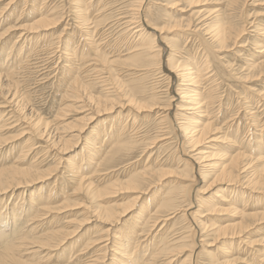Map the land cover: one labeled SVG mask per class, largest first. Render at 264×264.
I'll use <instances>...</instances> for the list:
<instances>
[{
	"label": "rangeland",
	"instance_id": "1",
	"mask_svg": "<svg viewBox=\"0 0 264 264\" xmlns=\"http://www.w3.org/2000/svg\"><path fill=\"white\" fill-rule=\"evenodd\" d=\"M120 1L0 0V36L7 30H12L10 33H6L0 41V120L3 123L0 122V126L4 124L6 126L2 127L0 132V171L9 170L17 165L20 167L36 165L35 167L41 173L48 176L39 183L18 189L12 198L11 194L0 197V217L7 215L8 212L12 216L17 204L16 208L22 211L23 216L21 220L17 221V224L21 223L24 227L27 226L21 234H26L29 238L25 240L29 245L25 248L26 250H23L22 259L42 264H79L78 262L83 264L81 262L87 257L84 258L82 250L87 242L90 239L101 237L106 230L102 227L107 226L101 223L99 220L102 221V219L94 216L95 214L92 212L102 211V208L106 207L120 212L128 210L134 205L130 215L124 216L123 221L117 224L115 233L119 236L120 230H129L125 234L129 238L133 230L140 231L142 229L140 232L138 231V234L141 233L138 239L144 246L138 250V256L135 257L137 264L140 262V264H150L153 257L155 259L153 264H264L263 220L249 226L247 229L249 231L242 240L237 239L236 243H231L229 235L218 237L213 233L214 229L217 226L236 224L241 221L240 218L238 219L237 216L235 217L229 212H208L204 207L200 209L199 214L194 215L193 213H196L195 204L197 205L198 196L209 197L208 199L213 196V199L218 200L214 197L217 193L219 196L225 194L229 199L237 200V205L241 201L240 209L244 205L261 206L255 212L263 213L264 191L251 194L250 191L239 188L241 190H237V193H231L237 185L230 187L224 181L213 183L216 174L212 170V173L205 174L202 178L205 180L203 182L197 179V176L199 178L197 175L199 165L192 161L190 166L194 171L192 172L195 175V180L198 181L196 183L199 185L193 188L192 184L189 187L190 192L188 191L186 194L183 192L185 184L189 185L191 178L183 177L179 173L183 174L185 168L183 161L188 160L186 154L189 155L192 148L184 143L182 131L176 130L175 127H179L181 124L179 122H183L180 117L181 111L177 110L182 102L177 97L174 98L175 101L171 100L174 95L178 94L177 91L182 81H180L177 71L171 73L167 69L168 66L164 65L167 58H170V48L167 45H162L158 31L151 27L153 25L172 28V31H167V37L175 43L173 52H171L174 53L177 64L181 68L193 61L194 64L200 65V61L194 58H200L214 45L212 50L214 53L211 52L210 57L211 70L214 71L209 76L213 75L215 84L219 85L216 89L212 88L216 92L213 93L215 105H212L210 111L211 113L215 112L212 116L217 117L213 124L217 130L210 133V136H222L228 139L227 144L230 149L222 148L220 146L224 145L222 142H215L216 147L220 146V150H223L220 152L223 156H232L236 154L238 148H241V152L245 151L249 155L244 162L252 161L253 169L259 168L262 163L256 158L264 156V75L250 77L247 64L253 61L257 63L264 59V53H259L261 49L253 47L257 38L255 36L257 33H254V25L261 27L264 23V0H247L245 4L241 2L236 9L231 11L226 10L227 0H193V3H186L185 0H140L144 4L140 11V8L137 7L139 0ZM220 8L222 11L219 13L222 14L217 17L218 14L214 12ZM42 14L53 19L50 21L55 24L48 28L26 30ZM131 14L136 25L153 34L157 44L161 45L162 49H166L163 54V69L158 70L156 67V72L155 69H149L150 67L134 66L140 64L130 59L132 56L130 54L131 47L137 41V37L130 30L135 25L126 22L131 20ZM219 21L228 22L226 27L233 33V38L243 26L247 28L239 39L241 42L238 40L237 44L233 45V41H229V50L227 49L225 52H218L216 43L208 34V26L217 24ZM176 22L181 24V27L174 29L173 25L176 26ZM250 24L254 27L250 28ZM188 25L190 27H187ZM66 43L70 48L69 52L65 51ZM20 46H24L26 51L19 52ZM64 52L68 54L66 55L69 58L64 55ZM215 55H218L217 58ZM181 56L183 57L181 58ZM142 64L147 63L142 62ZM165 64L167 65V63ZM68 66L72 67V70ZM9 71H14L13 79L7 76ZM75 78L79 80L76 89L72 88ZM9 83L13 85L11 93H8ZM105 92L107 96L111 97L112 103L119 104L118 107L113 112L102 113L98 118L95 116V120L87 125L85 133L79 134L80 137H78L79 127L87 124L85 120L88 117L86 115L95 112L88 97L92 95L91 97L95 99H105ZM154 95L157 96L154 101L158 103L156 111L155 109L150 112L136 111L134 101L151 102ZM78 96L80 97L78 98ZM9 102L12 103L9 104ZM162 106L163 108H161ZM165 106L166 108H164ZM161 110L171 113L164 122L155 117L158 111L162 113ZM134 112L138 116L137 120H134ZM235 113L238 114L239 120L232 118L236 116ZM256 113L257 115H254ZM251 116L259 119L256 123L257 126H249ZM202 120L207 123V118ZM133 121H136L139 133L136 136L140 139L132 146L131 151L121 150L111 156V159L100 167L101 169L94 168L87 159L88 156H92L99 149L108 146L105 143L102 147L101 142L96 139L106 132L117 134L121 123L128 124V130L129 127L132 128ZM36 123H39L37 125L39 130H43L47 125L46 134L50 137L40 138L37 135L38 131H35L36 128L31 127ZM239 124L240 127L236 131ZM58 127H62V130H59ZM161 135H164L163 138L167 140L162 141ZM29 137L33 142L34 148L32 147L31 151L33 154L24 157L22 150H27L24 149V146ZM61 137H65L64 139L69 142L65 145L56 144ZM127 138H129L128 134L125 136L126 140H128ZM87 141L95 142V149H91L88 154L86 152L83 154ZM211 144L213 143H206L202 148H207ZM58 163L59 165H57ZM227 163L228 161H225L223 165ZM71 164H73L72 168ZM147 166H151L154 170L148 171L150 177L148 176L140 185L145 189L152 183V189L149 187L146 194L137 201L135 198L138 197L142 189L128 188L129 180L140 177L139 173ZM79 167H81L80 175L89 177L91 187L99 188V193L90 197L86 184L82 183L81 187L78 186L76 172ZM160 169L166 170L167 173H161ZM206 170L209 171V169ZM95 171L97 173L94 176ZM162 175L165 176L161 178V182L159 180ZM245 175L242 174L241 177ZM212 184L213 186L208 189ZM204 190L206 193H200L205 192ZM184 195L185 197H183ZM48 198H51V203L47 205L50 209L47 215H44V212H39V209L47 204L46 199ZM164 199L165 202L170 199L173 201L164 203ZM221 204L224 208L228 207L224 203ZM190 205L192 212L190 215L189 213L184 214L185 210L191 207ZM219 205L220 203L218 207ZM143 208L145 212L142 214ZM150 213L154 214V218L151 216L152 223L145 226L143 224L149 219ZM36 214L43 216L40 219L42 221L31 220ZM45 216L47 217L45 218ZM155 218L162 220L157 230L152 228L154 220H157ZM37 223H42V226L30 233L28 230ZM3 226L8 238L14 237L12 231L14 223L12 222V226H9V220H5ZM49 228H57L64 232L66 230L65 233L72 234L73 232V234L63 243L61 249L39 250L40 248L33 247L44 235V231ZM248 245L250 246L248 247ZM93 250L95 248H92L90 253ZM49 251L52 252L48 253ZM224 252H230V257L226 256ZM81 258L83 259L81 260ZM112 258L111 256L110 260ZM235 259L236 261H234ZM120 260L119 264H122L121 262L124 261ZM84 264H86L85 261Z\"/></svg>",
	"mask_w": 264,
	"mask_h": 264
},
{
	"label": "bare ground",
	"instance_id": "2",
	"mask_svg": "<svg viewBox=\"0 0 264 264\" xmlns=\"http://www.w3.org/2000/svg\"><path fill=\"white\" fill-rule=\"evenodd\" d=\"M11 1V0H10ZM14 1V0H13ZM120 1V0H119ZM176 1V0H174ZM197 1V0H196ZM228 3L226 5V10L227 11H231L236 9V7L239 6V4L242 2V4L246 3L247 0H227ZM121 2V1H120ZM186 3H193V0H185ZM13 3V2H12ZM139 7V11L141 10V8L144 6L143 1L138 2ZM9 5V4H7ZM102 5V4H101ZM7 8V7H5ZM152 8V7H151ZM78 9V8H77ZM83 9V8H82ZM88 9V8H87ZM134 10V9H133ZM83 11V10H82ZM221 10L217 9L215 10L214 13H217L219 17V15H221L222 13H219ZM81 12V11H79ZM130 12V11H129ZM108 13V12H107ZM134 13V12H133ZM232 13V12H231ZM83 14V13H82ZM100 15V14H98ZM109 15V14H108ZM84 16V15H82ZM107 16V15H106ZM168 16L170 17V14H168ZM167 16V17H168ZM128 17V16H127ZM130 17V16H129ZM51 18V17H50ZM94 18V17H93ZM118 18V17H117ZM81 19V18H80ZM85 19V18H84ZM88 19V18H87ZM130 21H126L128 24H133L135 25V27L133 29H130L133 31L134 36L137 37V41L135 43L134 46L131 47L132 51L130 52V54H132L131 58L132 61L134 62H138L140 65H134L137 67H150L149 69H155L157 72L156 67L158 68V70L163 69V54L165 53V50L161 48V45L157 44L156 39L154 38V35L144 31V29L141 26L136 25V22H134V18H132V14L130 17ZM20 20V19H19ZM53 19H49L47 17V15L42 14L40 18H38L33 25L30 28L25 27L26 30H30L32 31V29L34 30H38V29H43V28H48V26L55 24L54 22L50 21ZM128 20V19H127ZM58 21V20H57ZM158 21V20H157ZM110 23V22H109ZM70 24V23H68ZM150 24V23H149ZM259 24V23H258ZM113 25V24H111ZM205 25V24H204ZM16 26V25H15ZM23 26V25H22ZM206 26V25H205ZM228 26V22L225 21H219L217 22V24H214L209 27V31L208 34L211 36V38L214 40V42L216 43V48L218 49V52L222 51L225 52L230 46H229V41H233V45L237 44V41L244 35V33L246 32L245 30L247 29L246 26H243V28L241 30H238V33L236 32V35H234L235 37L233 38V33L231 31H228L229 29L226 27ZM255 26V27H254ZM252 26L250 24V28L254 27V33L256 32L257 38L255 39V42L253 44V47L255 48H259L260 50V54L264 53V23L263 25H261V27H258L257 25ZM153 27V29L156 31H158L159 35H160V41L162 43V45L164 44L165 46L167 45L168 48H170V54H169V59L167 58L166 62L167 65L164 63L165 66H168L167 69L170 70V72L172 73V71H177V74H179V79L181 82L180 84V88L177 91L178 94L174 95L171 100L175 101L174 98L177 97L179 101H181L182 103L178 106L180 110V117H182L183 122H179L181 123L179 125V127L175 126L177 129L176 130H180V132L182 131V135H183V140L184 143L187 145H190L189 147L192 148V154L190 153L189 155L186 154V156L188 157V160L183 161L185 164V168L183 170V174L179 173L181 176L183 177H187V178H191L190 179V183L189 185L184 186L183 192L186 194L188 191L190 192L191 189H189V187H191V185L193 184V188L198 186L196 182H198L197 180H195V175H194V171L192 169V166H190V162L194 161L197 162V164L199 165L198 171H197V175H199V178L197 176V179L199 180H204L202 179L205 174H208V172L213 171V173L215 172V181L213 183H218L221 181H224V183H227L228 186L233 187L234 185H237V187H234L231 191V193H237V190H241L239 188H244L245 191H250L251 194L252 193H262L264 191V156H259L258 158H256V160H258L259 162H261V166L259 168L255 167L253 169L252 166V161L249 162H244V160L246 159V157H248L249 155L244 151L241 152V148H238L239 150L236 152V154L232 155V156H227L226 157L223 156V154H220V152H222L223 150H220V146H222V148H226V149H230L228 147L227 142L228 139L227 138H223L221 137H216V136H210V133L214 132L215 130H217V128L215 129L213 127L214 121H216L217 117L212 116L214 115L212 112L210 111V108L212 107V105H215V97L213 93L214 90H212V88L216 89V87L219 85H217V83L215 84V78H213V75L209 76V74H211L214 70H211V66H210V57H211V52L214 53L212 50L214 49V45L212 48H210V50H208V52H204L205 54H201L202 56L199 58H194L195 60L200 61V65H196L193 62L188 63V65L184 66L183 68H181L180 65L177 64L176 58L174 56L173 52V47H174V41L171 40V38L167 37L168 32L167 31H172V28H166V27H156V26H151ZM175 28H179L181 27V24H178V22H176V26H174ZM187 27H190L189 25ZM99 28V27H98ZM121 28V27H120ZM128 28V27H127ZM126 28V29H127ZM184 28V27H183ZM204 28V26L202 27V29ZM22 29V28H21ZM24 29V30H25ZM119 29V28H118ZM173 29V30H174ZM182 29V28H181ZM185 29V28H184ZM12 30H7L6 33H10ZM189 31V30H188ZM198 31V30H197ZM252 31V30H251ZM250 31V32H251ZM15 32V31H14ZM27 32V31H25ZM34 32V31H33ZM38 32V31H36ZM120 32V31H119ZM187 32V30H186ZM190 32V31H189ZM5 33V34H6ZM5 34H3L2 36H0V41L1 39H3V37L5 36ZM188 34V32H187ZM192 34V33H190ZM1 35V34H0ZM123 35V34H122ZM194 35V34H193ZM196 35V34H195ZM23 36V35H22ZM170 37V36H169ZM189 37V36H188ZM20 38V37H19ZM193 38V37H192ZM198 38V36H197ZM174 39V38H173ZM177 39V38H176ZM19 40V39H18ZM39 40V39H38ZM104 40V39H103ZM106 40V39H105ZM113 40V39H112ZM116 40V39H115ZM17 41V40H16ZM194 41V40H193ZM212 41V40H211ZM240 41V40H239ZM184 42V41H183ZM241 42V41H240ZM17 43V42H15ZM1 44V42H0ZM68 43H66V50L65 51H70L69 46H67ZM45 46V45H44ZM21 47V46H20ZM243 47V46H242ZM247 47V46H246ZM245 47V48H246ZM3 48V47H2ZM64 48V47H63ZM94 48V46H93ZM113 48V47H112ZM165 48V47H164ZM36 49V48H35ZM209 49V48H208ZM14 50V47L12 49V51ZM23 50L26 51V49H24V46H22L19 50V52H22ZM37 50V49H36ZM112 50V49H111ZM204 50V49H203ZM229 50V49H228ZM10 51V50H9ZM11 51V52H12ZM105 51V50H104ZM172 51V52H171ZM202 51V50H201ZM210 51V52H209ZM9 52V53H11ZM98 52V51H97ZM199 52V51H198ZM217 52V51H215ZM243 52V51H242ZM16 53V52H15ZM65 56H67L68 54L66 52H64ZM21 55V53H19ZM18 54V55H19ZM26 54V53H25ZM67 54V55H66ZM218 54V53H217ZM221 54V53H219ZM23 55V54H22ZM180 55V54H179ZM9 56V55H8ZM97 56V55H96ZM101 56V55H100ZM218 55H215V58H217ZM21 57V56H20ZM68 57V56H67ZM183 56H181L182 58ZM17 58V57H15ZM19 58V57H18ZM34 58V57H33ZM57 58V57H56ZM69 58V57H68ZM67 58V59H68ZM102 58V57H100ZM63 59V58H62ZM222 59V58H221ZM14 60V59H13ZM140 61V62H139ZM79 62V61H77ZM142 62H146L147 64H142ZM16 63V62H15ZM68 65V64H67ZM109 65V64H108ZM73 66V65H72ZM246 66V65H245ZM1 67V66H0ZM72 70V67H69ZM179 68V69H178ZM66 69V68H65ZM69 69V70H70ZM148 69V70H149ZM246 69V68H245ZM55 70V69H54ZM142 70V69H141ZM147 70V69H145ZM168 70V71H169ZM247 70L249 71V76L251 77H255L256 75H264V59L260 60V62H251L250 64H247ZM246 70V71H247ZM93 72V71H92ZM139 72V69H138ZM14 71H9L7 76L10 79H13L14 77ZM97 74V73H95ZM142 74V73H141ZM215 75V74H214ZM217 75V74H216ZM176 76V75H175ZM212 77V78H211ZM218 77V76H217ZM260 77V76H259ZM262 77V76H261ZM264 77V76H263ZM96 78V77H95ZM102 78V77H101ZM258 78V77H257ZM8 79V78H7ZM6 79V80H7ZM76 79V78H75ZM74 79V80H75ZM219 79V78H218ZM254 79V78H253ZM97 80V79H96ZM99 80V78H98ZM104 81V80H102ZM74 82V83H73ZM73 87L74 89H76L79 80H75L73 81ZM101 82V81H100ZM214 83V85H213ZM221 83V82H220ZM205 84H207L205 86ZM109 85V84H108ZM188 86V87H186ZM210 86V87H209ZM8 93L12 92V84H8ZM18 87V86H17ZM81 87V86H80ZM209 87V88H207ZM249 87V86H248ZM252 87V86H251ZM114 88V87H113ZM207 88V89H206ZM250 88V87H249ZM253 88V87H252ZM81 89V88H80ZM87 89V88H86ZM3 91V89H1ZM79 90V89H78ZM83 90V89H81ZM85 90V89H84ZM153 90V89H152ZM156 90V89H155ZM218 90V89H217ZM221 90V89H220ZM249 90V89H248ZM256 90V89H255ZM14 91V90H13ZM80 91V90H79ZM106 91V90H105ZM115 91V90H114ZM216 91V90H215ZM17 92V90H16ZM108 92V91H107ZM112 92V91H111ZM254 92V91H253ZM263 92V90H262ZM106 93V92H105ZM109 93V92H108ZM154 93V92H152ZM151 93V94H152ZM261 93V92H260ZM79 95V93H77ZM86 94V93H85ZM7 95V94H6ZM87 95V94H86ZM109 95V94H108ZM112 95V94H111ZM253 95V94H252ZM83 96V95H81ZM92 96V95H91ZM89 96L88 100L90 101V103L92 104V108L95 110V112H91L89 113V115L86 117H88V119L86 118V125H82L79 127V131H78V137L79 134L83 135V133H85V129L87 128V125H89L90 123H92V121L95 120V116L96 118L100 117L103 114H107L110 113L111 111L113 112V110L118 107L119 104H114V102H111V97L107 96L106 93V97L105 99H95L93 97ZM10 97V96H9ZM15 97V95H14ZM80 96H78L79 98ZM91 97V98H90ZM258 97V96H257ZM13 98V97H12ZM11 98V99H12ZM157 96L154 95L152 96V101L151 102H145V101H140V102H135V106H136V111L138 112H143V111H148L150 112L151 110L158 109L157 105L158 103L155 102L154 100H156ZM253 98V96H252ZM254 99V98H253ZM18 100V99H17ZM214 100V101H213ZM250 100V99H249ZM22 101V100H21ZM245 101V100H244ZM255 101V100H254ZM19 102V101H18ZM12 102H9V104ZM258 103L260 104V102L258 101ZM1 104V103H0ZM14 104V103H13ZM17 105V104H16ZM129 105V104H128ZM127 105V107H128ZM171 105V104H168ZM167 105V107H168ZM174 105V104H173ZM232 105V104H231ZM13 106V105H12ZM129 106H133L132 104ZM15 107V106H14ZM122 107V106H121ZM160 107V106H159ZM2 108V107H1ZM8 109V107H6ZM5 108V109H6ZM23 108V107H21ZM123 108V107H122ZM133 108V107H132ZM135 108V107H134ZM163 108V106L161 107ZM160 108V109H161ZM166 108V106L164 107ZM176 108V107H175ZM242 108V107H241ZM4 109V108H2ZM25 109V108H24ZM91 109V108H90ZM159 109V111H160ZM19 110V109H18ZM23 110V109H22ZM60 110V109H59ZM220 110V109H219ZM218 110V111H219ZM132 111V110H131ZM135 111V112H136ZM157 112L156 113V118L158 117L159 120H161L162 122L166 121L169 117V115H171L170 112L166 113L165 110H161V112ZM12 112V111H11ZM18 112V111H16ZM134 112V115L136 114ZM137 112V113H138ZM13 113V112H12ZM133 113V112H132ZM250 113V112H249ZM254 113V112H253ZM252 113V114H253ZM93 114V115H92ZM130 114V112H129ZM4 115V114H3ZM14 115V113L12 114ZM131 115V114H130ZM142 115V114H141ZM178 115V114H177ZM190 115V116H188ZM236 116H233V119H237L239 120L240 118L237 116L238 114L235 113ZM254 115H257L254 114ZM212 116V117H211ZM5 117V116H4ZM16 117V116H15ZM14 118V117H13ZM12 118V119H13ZM138 116L135 115L134 120H137ZM177 118V117H176ZM203 118H207V123L205 121H203ZM3 119V118H2ZM121 119V118H120ZM130 119V118H129ZM180 119V118H179ZM178 119V120H179ZM214 119V120H213ZM8 120V119H6ZM158 120V119H157ZM232 120V119H231ZM259 119L251 116V118H249V126H255L257 121ZM176 121V120H175ZM1 122V120H0ZM5 122V121H4ZM8 122V121H7ZM126 122L128 123V120H126ZM241 122V120H240ZM2 123V122H1ZM136 121H133L132 123V128L129 127V129L127 130L128 124L124 123L120 124V130L117 134H111V132H106L104 133L102 136H99L98 139H96V141H100V145L103 147L105 145V143L108 144L107 147H104L103 149H99V151L95 152L92 154V156H88V160L89 162L92 163V165L94 166V168H99L103 166L104 164H106L111 158V156L117 154L118 152H120L121 150H130L132 149V146L134 144H136L138 142V136H136V134L138 133V129L136 126ZM3 124V123H2ZM39 124V123H38ZM37 123L36 124H32V128L35 129V131H38L37 135L40 138H47L50 137L49 135H47L46 133V129H47V125L44 127L43 129V124H42V129L43 130H39V128H37ZM7 125V124H6ZM178 125V124H177ZM242 125V124H241ZM4 125L0 126V132L1 129H3L2 127H4ZM173 126V125H172ZM257 126V125H256ZM6 127V126H5ZM40 127V126H38ZM49 127V126H48ZM240 127V124L238 125L236 131H238ZM249 127V128H250ZM262 127V125H261ZM46 128V129H45ZM60 128V127H58ZM62 128V127H61ZM59 130H62V129ZM32 129V130H33ZM141 129V128H139ZM248 129V128H247ZM257 129V128H256ZM5 130V129H4ZM164 130V129H163ZM249 130V129H248ZM259 131V130H258ZM161 133V132H160ZM216 133V132H215ZM248 133V132H247ZM28 134V132H27ZM128 134L129 138H127L128 140L125 139V136ZM139 134V133H138ZM169 134V133H168ZM52 135V134H51ZM160 135V134H159ZM213 135V134H212ZM158 136V135H157ZM162 136V135H161ZM261 136V135H260ZM108 137V138H107ZM141 137V136H140ZM164 135L162 137H160L162 139V141H166L167 139L163 138ZM65 138V137H64ZM63 137L59 138L58 142L56 144H67L69 142V140H65ZM82 138V137H81ZM178 138V137H177ZM158 140V138L156 139V141ZM224 141V142H223ZM226 141V142H225ZM159 142V141H158ZM212 142L213 144H211V146L207 147V148H202L206 143ZM216 143H224V145H220L219 147H216ZM33 142H31V138L29 137L28 140H26L25 142V146L24 149L26 148L27 150H22V156L24 157H29L31 156V154H33L32 151V147H33ZM157 143V142H156ZM166 143V142H164ZM183 143V142H182ZM227 144V145H225ZM8 145V144H7ZM186 147V145H185ZM228 147V148H227ZM34 148V147H33ZM110 148V149H108ZM91 149H95V142H90L87 141L85 143L84 146V150H83V154H85V152L88 154L91 152ZM108 149V151H107ZM218 149V150H217ZM208 150V151H205ZM107 151V152H106ZM187 151V150H186ZM183 152V151H182ZM21 156V155H20ZM185 159V158H183ZM18 161V160H17ZM225 161H228L227 164L223 163ZM19 162V161H18ZM59 165V163L57 164ZM36 166V165H35ZM35 166H30V167H20V165L18 166H14L11 167L9 170H3L0 171V197L4 196V195H8L11 194V198L14 197L15 192L23 187H27L29 185L35 184V183H39L42 180L46 179L47 177L45 176L44 173H41L39 171V169H37V167ZM73 167V164H71V168ZM148 167V166H147ZM145 167L143 171H141L139 174L140 177L137 178H130L131 180H129L130 186L128 188L130 189H142L140 194L138 195V197L135 198V200H139L141 198L142 195H145L146 192L149 190L148 188L151 187L152 183L145 189H143L141 187V183H143V181L146 180V178L149 176L150 177V172H152V170H154L153 168L150 167ZM80 169L81 167L78 168L77 172H76V177L78 180V186L81 187L82 183L86 184L88 188L87 189V193L89 194L90 197L94 196L95 194L99 193V188H93L91 187V181L88 180L89 177L87 176H83L80 175ZM150 169V170H149ZM197 169V168H196ZM206 169H209L206 170ZM161 170V169H160ZM212 170V171H211ZM150 171V172H148ZM193 171V172H192ZM161 173H167L166 170H161ZM97 172H94V176ZM154 173V172H153ZM172 173V172H171ZM103 174V173H102ZM242 174H246L245 176L241 177ZM92 176V177H94ZM165 175H162L160 177L161 181ZM207 176V175H206ZM133 177V175H132ZM140 178V179H139ZM209 178V176H208ZM166 179V178H165ZM180 179V178H179ZM148 180V179H147ZM205 181V180H204ZM203 181V182H204ZM162 182V181H161ZM156 183V182H154ZM184 183V182H183ZM226 185V184H225ZM209 186V185H208ZM213 186L210 185L208 189H210ZM182 187V186H181ZM180 187V188H181ZM203 188V187H202ZM228 188V187H227ZM80 188H78L79 190ZM152 189V187H151ZM207 189V190H208ZM219 189V188H218ZM224 189V188H223ZM247 189V190H246ZM77 190V191H78ZM81 190V189H80ZM84 190V189H83ZM86 191V190H85ZM205 191V190H204ZM209 191V190H208ZM224 191V190H223ZM230 191V190H229ZM214 192V191H213ZM85 193V192H84ZM177 193V192H176ZM183 193V194H184ZM200 193H206L205 192H200ZM215 193V192H214ZM246 193V192H245ZM87 194V195H88ZM179 194V193H178ZM189 195V194H188ZM197 195V194H196ZM168 196V195H167ZM174 196V195H172ZM180 196V195H178ZM87 197V196H86ZM185 197V195L183 196ZM190 197V196H189ZM214 197L218 198L217 199H213V196H210V199H208L209 197H204V196H198L197 198V205L195 204V210L196 213H194V215L199 214V211L202 207L207 208L208 212H229L235 215V217L237 216V218L241 219V221L236 224L230 225L229 226H224V227H220L217 226L214 229V232L218 237H226L227 235H229V239L232 240L231 243H236L239 239L242 240L246 233L249 231L247 230L249 226L258 223V221L263 220L264 221V212H258L256 213L255 211L259 208H261V206H243L242 209H240V205H241V201L240 204L237 205V200L234 199H229V197L227 195H221L219 196V194L217 193L216 195H214ZM5 198V197H4ZM166 198V197H165ZM244 198V197H243ZM183 199V198H182ZM190 199V198H189ZM188 199V200H189ZM167 200V199H166ZM185 200V199H184ZM170 201L173 200H167V202L170 203ZM183 201V200H182ZM181 201V202H182ZM165 202V199L163 201ZM179 202V201H178ZM8 203V202H7ZM46 205L44 207H41L39 210V212H44V215H47L48 210L50 209V207H48L47 205L51 203V198L46 199ZM177 203V202H176ZM184 203V202H182ZM192 203V202H191ZM220 203L219 207L218 204ZM221 203H224L226 206H228L227 208H224L223 205ZM217 204V205H216ZM18 205V204H17ZM16 205V207H17ZM176 206V205H175ZM184 206V205H183ZM191 206V205H190ZM15 207V209L13 210V214L11 216V213L8 212L7 215L5 214L4 216L0 217V264H42V263H31L29 261H24L21 257V254L23 252V250H26L25 248L29 245V243H27V239L28 236L26 234H21L23 233L22 230L26 229L27 226L24 227L23 224H17L18 220H21L23 214L22 211L19 209H17ZM134 207V205H133ZM133 207H130L128 210H123L120 212H115L112 209H110L109 207L106 208H102V211H93L92 213H94V216H98L99 218L102 219L99 220L101 223L106 224L107 226H103L102 228H105V232L102 233L101 237L97 238V239H88L89 241L87 242V245L84 247V249L82 250V253H84V258L87 257L84 261L86 262V264H110L109 262H111L112 264H119L120 263V259H122L124 262H121L122 264H137V259L135 257H137V253L138 250L140 248H142V245L139 241V233L136 230H133V232L131 233L132 235H130L131 237L127 238L125 236V234L129 231V230H120V235H116V230H117V224L121 221H123V217L124 216H128L130 215V213L133 210ZM162 207V205H161ZM194 207V206H193ZM198 207V208H197ZM192 206L190 208H188L187 210H185V213H189L192 212ZM160 210V209H159ZM165 210V209H164ZM168 210V208H167ZM170 210L172 211V209L170 208ZM178 210V209H177ZM184 210V209H183ZM161 211V210H160ZM176 211V210H175ZM174 211V212H175ZM145 212L144 208L142 209L141 213L143 214ZM157 212V211H156ZM154 212V213H156ZM162 212V211H161ZM172 213V212H171ZM176 213V212H175ZM179 213V212H178ZM182 213V212H181ZM43 214V213H42ZM165 214V213H164ZM163 214V215H164ZM168 214V213H167ZM174 214V213H172ZM201 214V213H200ZM215 214V213H214ZM213 214V215H214ZM228 214V213H227ZM160 215V214H159ZM211 215V213H210ZM11 216V217H10ZM126 216V217H127ZM154 216V214L152 215L151 213L149 214V219L145 221V226H148V224L152 223L151 220L152 217ZM184 216V215H183ZM43 216H40L39 214H36L34 217L31 218V220H33L35 222V220L37 221H42L40 220ZM47 216H45L46 218ZM93 217V216H92ZM156 217V216H155ZM167 217V216H166ZM187 217V215H186ZM203 217V216H202ZM154 218V217H153ZM208 218V217H207ZM157 219V218H155ZM172 219V217H171ZM5 220H9V226H12V222L14 223V226H12V231H13V236H11L10 238H8L7 236V232H5V230H3V223ZM87 220V218H86ZM167 220V219H166ZM254 221V222H253ZM87 222V221H86ZM160 222H162V220H154V225H153V229H156L160 226ZM194 222V221H193ZM251 222V223H250ZM143 223V222H142ZM200 223V222H199ZM250 223V224H249ZM262 223V222H261ZM25 224V223H24ZM28 224V222H27ZM165 224V221H164ZM21 225H23V227H20ZM26 225V224H25ZM202 225V224H199ZM258 225V224H257ZM19 226V227H18ZM40 226H42V223H37L33 228L29 229L28 231L30 233H33L35 230H38L40 228ZM193 226V225H192ZM213 226V225H212ZM7 227V226H6ZM5 227V228H6ZM17 227V228H16ZM148 228V227H147ZM20 229V230H19ZM116 229V230H115ZM138 229V228H137ZM207 229V228H206ZM19 230V231H18ZM77 230H79V228H77ZM104 230V229H103ZM142 230V229H141ZM140 230V231H141ZM152 230V229H151ZM196 230V229H195ZM18 231V232H17ZM27 231V232H28ZM139 231V232H140ZM161 231V230H160ZM198 231V230H197ZM211 231V230H208ZM17 232V233H16ZM66 232V230H65ZM64 230H60L57 228H49L47 230L44 231V235L38 239V241L36 242V244L33 247H38L40 248L39 250H53V249H59L60 247H62L64 244V242L68 239V237H70L72 234L69 233H65ZM99 232V231H98ZM149 231H147L148 233ZM212 232V231H211ZM16 233V234H15ZM76 233V232H75ZM97 233V232H96ZM150 233V232H149ZM146 234V233H145ZM143 234V235H145ZM154 234V233H153ZM167 235V234H166ZM183 235V234H182ZM148 236V235H147ZM187 236V235H186ZM141 237V236H140ZM150 237V236H149ZM153 237V236H152ZM190 237V236H188ZM198 237V236H197ZM160 238V237H159ZM178 238V237H177ZM9 239H11L9 241ZM148 239H152V238H148ZM181 239V238H180ZM238 239V240H237ZM144 240V239H143ZM155 240V238H154ZM237 240V241H236ZM137 241V242H136ZM145 241V240H144ZM184 241V240H183ZM150 242V241H149ZM153 242V241H152ZM166 242V241H165ZM176 242V241H175ZM244 242V240H243ZM155 243V242H154ZM162 243V242H161ZM192 243V241H191ZM159 244V242H158ZM239 244V243H238ZM148 245H150L148 243ZM163 245V244H162ZM193 245V244H192ZM240 245V244H239ZM238 245V246H239ZM194 246V245H193ZM250 245H248L249 247ZM95 248V250H93L92 253H90L91 249ZM164 248V247H163ZM31 249V248H30ZM61 249V248H60ZM158 249V247H157ZM194 249V248H193ZM239 249V248H238ZM54 251V250H53ZM156 251V249H155ZM160 251V250H159ZM191 251V250H190ZM194 251V250H193ZM52 251H49L48 253H50ZM81 253V252H80ZM78 253V254H80ZM151 253H154L151 251ZM157 253V252H156ZM230 252H224V254L228 257H230L229 255ZM198 254V253H197ZM253 254V253H252ZM86 255V256H85ZM199 255V254H198ZM111 256L113 257L112 260H110ZM148 256V255H147ZM191 256V255H190ZM196 256V255H195ZM78 258V256H76ZM82 257V256H81ZM109 257V258H108ZM160 257V256H159ZM158 257V258H159ZM80 258V257H79ZM168 258V257H167ZM83 258H81L82 260ZM150 259V258H149ZM191 259V258H190ZM154 257L151 260L150 264L154 263ZM238 260V259H237ZM84 261H82L81 263L84 264ZM148 261V260H147ZM187 261V260H186ZM192 261V260H191ZM236 261V259L234 260ZM149 262V261H148ZM193 262V261H192ZM238 262V261H237ZM242 262V261H241ZM80 264V262H78ZM141 263V262H140ZM139 263V264H140ZM144 263V262H143ZM197 263V262H196ZM145 264V263H144ZM149 264V263H148ZM195 264V263H194ZM214 264V263H213Z\"/></svg>",
	"mask_w": 264,
	"mask_h": 264
}]
</instances>
